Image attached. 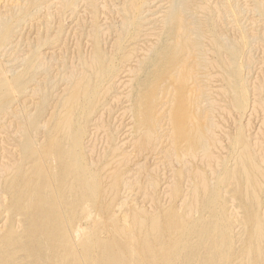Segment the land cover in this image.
<instances>
[{
  "label": "rangeland",
  "instance_id": "obj_1",
  "mask_svg": "<svg viewBox=\"0 0 264 264\" xmlns=\"http://www.w3.org/2000/svg\"><path fill=\"white\" fill-rule=\"evenodd\" d=\"M177 14L183 25L190 24L183 39L186 41L190 36L191 40L187 41L192 48L201 49V54L199 50H186L184 56L187 51V55L195 53L191 57L186 55L188 58L181 57L202 59L204 65L201 61L194 62L195 68L201 71L194 70L191 59L187 62L181 58L187 62L181 67L182 72L185 64L193 67L192 78L183 79L181 86L178 81L171 85L167 78L163 83L158 81L160 86L163 84L162 88L170 85L161 89L164 91L159 90L161 87L157 90L158 100L154 105L157 111L153 109L152 116L156 117V122L154 127L151 125L153 139L147 138L148 144L143 145L140 143H146V130L150 125L139 124L134 95L139 90V79L153 71L152 58L160 45L172 44L169 29ZM185 17L188 18L182 19ZM0 42V235L11 224L15 230L22 229L21 216L15 215L14 219L8 210L12 200L9 190L14 182L19 184L30 175L32 166L37 163V154L44 152L48 144L47 137L55 133L57 119L67 111V100L71 94L83 90L87 96L82 94L84 109L77 113L80 116L77 117L78 129L81 127L77 150L82 153V163L91 171L89 177H96L97 184L103 181L95 193L99 196L98 205L88 203L75 227L94 232L98 228H112L116 220L126 227L132 212L137 211L144 215L149 230L147 239L139 236L136 242L143 245L147 240L160 245L162 242H157L160 239H156L152 226L153 219L164 218L161 226L165 227L166 216L175 212L185 223L197 226L208 222L217 208L220 226H229L232 252H237L247 239L246 208L241 205L247 202L246 205H251V186L257 196L252 202L254 206L258 202L256 207L261 210L255 207L257 215L264 219V0H0ZM231 67L234 74L230 73ZM237 73L241 76L239 80ZM2 83L8 87L4 89ZM134 85L138 89H134ZM180 94L186 100L185 105L178 103ZM186 111L201 117L204 127L208 125L203 127L206 131L203 130L202 148L199 146L193 152L177 133L176 137L174 135L177 132L174 113L185 114ZM235 139H243V142L236 143ZM244 149L247 153L249 150L252 157L251 165H255L252 178L255 175L253 179L257 181L256 185L249 183L247 190L243 186L245 182L242 184L236 178ZM28 150L30 153L25 152ZM229 169H232L230 173ZM238 187L243 191L238 194L243 197H237ZM211 197L214 201L218 199L213 202ZM211 203L217 206L214 208ZM100 205L103 213L97 210ZM109 230L102 231V239L109 238ZM167 234L161 241L168 240L169 232Z\"/></svg>",
  "mask_w": 264,
  "mask_h": 264
},
{
  "label": "bare ground",
  "instance_id": "obj_2",
  "mask_svg": "<svg viewBox=\"0 0 264 264\" xmlns=\"http://www.w3.org/2000/svg\"><path fill=\"white\" fill-rule=\"evenodd\" d=\"M28 2H29V0H28ZM174 9H176V8H174ZM177 12H178V9H177ZM180 14H177L176 18H174V21L172 20L173 23H172L171 29H169V32H171V36H170V34H168V36H170L171 39L170 38L169 39L172 41V44H170L168 46H164L165 44L162 42V45L163 44L164 45L162 47L160 45V48L157 51V55L156 56L153 55V56H155V58H152V60L154 59V61H152V62H154L153 71H151L152 70L151 65L148 64L151 68V70H150L151 72H149V73L146 72L144 74L145 76L141 77L140 79L137 78V79H139V83H138L139 90H136L137 93H136V95H134L135 103L133 101L132 104L133 103L135 104L136 114L138 113V115H139L138 116L139 117L138 120H140L139 124H144V122H145L148 125H150V128H148V126L146 125L147 126L146 134L147 135L145 136V133H144L145 142L150 137H152L151 135H153V134H151V132L153 131V129L151 131V125H153L154 122H156V121H154L155 120L154 118H156V117H152V116H154L153 109L155 108L154 105H155L156 100H158L157 90L159 89V87H161L163 85V84H161V86H160L158 81L161 80L163 83V82H165L163 79L167 78V80L168 79L171 80L170 82L168 80V83H171V85L173 84L174 81H178L179 86H181L183 79L184 80L190 79V78H192V75H193L192 74L193 73V70H192L193 67L191 69L190 64H187V65L185 64L184 68L185 67L186 68H185V70L183 69V72H182L181 67L186 62L185 60H187L184 57H187L190 55V54L187 55L188 51H191V50H194V51L199 50L198 52L201 51L200 48L199 49H193L192 48V46H191L192 44L189 43V41H187L190 39L189 38L190 36L187 38L186 41L183 39L185 36V34H183V33L187 30L186 27H188L190 24L188 26L183 25L181 23L180 19L178 18L179 17L178 15H180ZM187 18L185 17L182 19L186 20ZM190 22H192V21H190ZM194 22H196V21H193V23ZM170 23H169V25H171ZM197 28H198V26H197ZM167 31H168V29H167ZM194 32L192 31V33H194ZM192 33H191V35H192ZM168 36H166V38ZM166 38H164V40ZM200 38L201 37H199V39ZM194 39H195L194 41H196V39L198 40V38H194ZM180 40H182V41H180ZM192 40H193V38H192ZM166 42L168 43L167 40H166ZM200 45H201V43H200ZM186 50H188L187 54H186L187 56L186 55L184 56V54L186 53ZM182 52H184V53L182 54ZM193 53H195V52H192V55H190V57L193 56ZM236 53H237V51H236ZM154 54H156V53H154ZM179 54H180V57H179ZM200 54H201V52H200ZM232 54H234V53L232 52ZM182 55L184 57H181ZM200 56H202V55H200ZM237 56H238V54H237ZM202 57H200V58H202ZM181 58H184L185 60L181 59ZM147 59H146V61H147L146 63H149L148 60H150V59H148V60ZM190 59L187 60V62L188 61L191 62V60L193 58L191 60ZM234 59H236V58H234ZM195 60L196 61L192 60L193 65H194V62L198 63L197 61H199V60H197V58H195ZM200 61H199V63H200ZM220 62L222 63V61H220ZM237 62L236 63L234 62V63L237 64ZM146 63L144 62V64H146ZM196 63H195V65H196ZM239 63H240V60H239ZM195 65H194V70L199 69L201 71V68L196 69ZM198 65H200V64H198ZM201 65H204V63H202V61H201ZM235 67H237V65ZM225 68H227V67H225ZM143 70L142 71L145 72V68ZM191 70H192V72H191ZM184 71H186V72H184ZM233 72L234 71H232V67H231L230 73L234 74ZM203 73H204V71H203ZM230 73H229V75H231ZM225 74L227 75V73H225ZM99 75H101V74H99ZM140 76H141V73H140L139 77ZM237 76H238L237 80H239V77H241V76L239 74ZM96 78H98L97 75H96ZM235 78H237V77H235ZM4 80H7V79H4ZM91 81L92 80H90V82ZM193 81H194V78H193ZM84 82H85V80H84ZM234 82H235V79H234ZM5 83H6V81H5ZM7 83H8V81H7ZM95 83H97V82H95ZM175 83H177V82H175ZM197 83H199V82H197ZM235 83H238V82H235ZM2 84H3L2 86L4 87V89L8 87V86L7 87L4 86V83H2ZM154 84H156L155 87L153 86ZM78 85H80V84H78ZM166 85L167 84H165V86ZM168 85H170V84H168ZM168 85L166 87H168ZM227 85H228V83H227ZM81 86H82V84H81ZM77 87L78 86H75L74 88H77ZM87 87H89V84H87ZM87 87H85V88H87ZM164 87L163 88L161 87L159 90L164 91V90H161V89H164ZM166 87H165V89H166ZM176 87H178V85ZM228 87H229V85H228ZM231 87H232V84H231L230 88ZM135 88H137V86L134 85V89ZM170 88H172V87H170ZM9 89H10V87H9ZM73 89H72V91H73ZM89 89H91V88H89ZM89 89H88V91H89ZM195 89H196V85H195ZM238 89H239V85H238ZM80 90H81V88H80ZM131 91H132V89H131ZM138 91H140V93ZM169 91H170V89H169ZM85 92L86 91L83 90L80 93L75 92L74 94H71L72 96H70V98L67 100V103L65 105V107L67 106L66 107L67 108L66 113L64 115L62 114L63 117L61 116V118L57 119V121L53 120V122L56 121L55 129H54L55 133L54 134L52 133L53 135L50 138L47 137L49 139V141H48V144L46 146H44L45 147L43 149L44 152L40 151L42 153H39L37 151L39 153V155L37 154L38 160H37V163L35 164V166H32V169L30 170L31 171L30 175L27 176V178H24L23 180H21L20 182L18 181L19 184H14L15 183L14 181H16L18 179H15L13 181L14 182L12 185L13 188H10V190H9L11 197H12V200H10L11 204H9V206H7L8 205V203H7L6 206L8 207L10 214H12V216H14V219L16 216H21L22 229L21 230H15L12 227V224L9 223V224H11L9 226V228L5 229L6 232H4L3 234L0 235V264H264V222H263L264 219L262 220L261 216L259 217L257 215L258 211H256V210L258 209L259 206L256 207V205H259L258 202H256L257 204L255 206H254L255 203L252 202V200L255 201L256 197H257L256 191L251 186V184L256 185V183H255L256 179H253V178H255L254 177L255 175L252 178V171H253L252 167H255V165L254 164H253L254 166L251 165L253 160H251L252 157L251 158L249 157V154H248L249 150L247 153L246 149H244L245 151L243 152V155H241L242 161L241 162L239 161V162L242 165L240 164L241 168L237 167L238 171H237L236 178H237V181H239V180H240V182L242 181V184H243V181L245 182L244 183L245 185L243 184V186L246 187L245 190H247L249 183H251L250 186L252 188V191L249 192V195L251 194L250 195L251 205H246L248 202L246 204H244V206L241 205V207L246 208L244 210H246L245 216L247 215L246 216V227H245L247 239L245 241L246 243L244 242L243 246H242V244H240L242 246V248L239 247L240 248L239 249L238 247H236L237 249H239V250H237V252L235 250L232 252L231 240H233V238L231 239L232 235L230 236V231L228 229L229 226H224V227L220 226V223H219L220 216L218 214L219 209L217 212V210H216L217 208L214 209L216 212L213 213L212 216H210V220L208 222H201V223L197 222L199 224L197 226L195 225L196 227L191 226L190 225L191 223L190 224L185 223L182 220V218H179L178 216L174 215L175 212L173 214H171L172 212L171 213L169 212L170 214H168L166 216L167 218H165V220H166L165 227L161 226V224L163 225V223H161V221H163L164 218L162 220L160 217L153 219L152 220V226L156 230V239H160V240H157V242H159V241L162 242V244H160V245L159 244L153 245L151 243V241H147V240L144 241L143 245H140L141 242L140 243L136 242V239L139 236H145V239H147L148 236L146 233H147V230H149V228L146 229L147 225L144 223L145 222L144 215H141L137 211L132 212L131 218L129 219L130 221H128V222H130V224L126 227L119 224L118 220L113 221V227L112 228H110V227L98 228L94 232H88V231L84 232L83 230H80L77 227H75L78 224L77 222H78V219L80 218L79 216H81L80 213L84 211V208L88 203H91L92 206H94V207H96L98 205L99 202L98 203H96V202L98 200L97 197H99V196H98V194L95 195V193H97L96 192L97 186L103 181L101 179L102 181L99 180L100 183L97 184L95 181L96 177L94 179L89 177V175L91 174V171L87 165L82 163V162H84V161H82V157H83L81 155L82 153H80L81 151L79 152L77 150V147L79 146V142H80V137H81L80 136L81 131L79 133V129L81 127L78 129L79 118L77 121V117H80V116H77V113H78L79 109H81V108H82V110L84 109L83 104L81 103V101H83L81 96H83V98H84V95H82V94H85L87 96V94ZM90 92L91 91H89L88 95L90 94ZM241 93H244V92H241ZM131 94H132V92H131ZM131 94H130V96H131ZM91 95H93V94H91ZM168 95H170V94H168ZM96 96H98V95H95V97ZM243 97H244V95H243ZM127 98H128V96H127ZM165 98H166V96H165ZM196 99H197V96H196ZM1 100H3V99H1ZM131 100H133V99H131ZM177 100H178V103H180V104H183V105L186 104V100L182 94H180L178 96ZM237 100H238V98H237ZM91 101H94V100H91ZM239 101L240 100H238V102H237L238 104H239ZM132 104H131V106H132ZM239 106H241V102H240ZM85 111L86 110H84V114H85ZM154 111H155V109H154ZM156 111H155V113H156ZM134 112H133V114H134ZM78 115H79V113H78ZM133 116L135 118L136 115H133ZM174 117H175L174 123L176 124L175 125L176 128L174 127V129H177V132H175L176 130L174 131L175 137H176V133H177L178 134L177 136L180 139H182L184 142H186L188 148L191 149L192 152L195 151L196 149L202 148V146H200V143L203 139V136L205 137V135L203 134V130L208 125L206 124L207 126L204 127L205 124L204 125L201 124V121H200L201 117L195 116L192 113V111H186L185 114L174 113ZM57 118H59V117H57ZM174 119H172V120L174 121ZM136 120H137V117H136ZM170 120H171V118H170ZM51 126H52V124H51ZM139 126H141V125H139ZM142 126H144V125H142ZM153 127H154V125H153ZM138 130H140V132L142 131L141 129H138ZM204 131H206V129ZM50 133H51V131H50ZM141 133H143V132H141ZM153 133H155V131ZM207 135H208V133H207ZM238 137H239V135H238ZM239 138L241 139V136ZM239 138H237V139H239ZM151 139H153V137ZM149 140H148V142H149ZM177 140H179V139H177ZM155 141H156V139H155ZM203 141L205 142V140H203ZM234 141H236V139ZM241 141L237 140L236 143L241 142ZM140 142H142V140ZM183 143H182V146H183ZM140 144H143V145L146 144L147 145L148 143L146 142V143H140ZM177 145L178 144H176V146ZM243 145L244 144H242V146ZM140 146L141 145H139V147ZM80 147L82 148L81 145H80ZM179 147H181V146L178 145V148ZM203 147L205 148V146H203ZM178 148H176V149H178ZM38 150H42V149H38ZM242 151L243 150H241L240 152L242 153ZM25 152L27 153V152H29V150L25 151ZM241 153H239V155ZM27 156H28V154H27ZM25 157H26V155H25ZM32 158L34 159L35 156ZM32 158H30V159H32ZM235 159H236V157H235ZM241 159L239 158V160H241ZM128 160H129V158H128ZM246 160L251 161V163L246 162ZM23 161H26V160H23ZM35 161H36V159H35ZM30 162L32 163V160ZM23 163H21V164H23ZM234 163L236 164L235 161H234ZM227 166H225V167H227ZM237 166H239V165H237ZM15 167H17V166H15ZM92 167H94V166H92ZM29 168H30V166H29ZM29 168H27V169H29ZM234 168H236V167H234ZM27 169H25V170H27ZM94 169H95V167H94ZM33 170H34V173H33ZM231 170L229 171V173L231 172ZM27 174H29V173H27ZM33 174H34V178H33ZM21 175H22V173H21ZM97 176H98V174H97ZM92 177H93V175H92ZM11 178H12V176H11ZM11 178H10V180H11ZM117 180H119V179H117ZM7 183H8V181H7ZM110 186H111V184H110ZM238 186H239V184H238ZM105 187H106V185H105ZM240 187H238L239 191L237 192V197H238V195L240 197L244 196V195L241 196L240 194H238V193L243 194V191L240 190ZM257 187H258V185H257ZM102 189L103 188H101V190ZM112 192H114V191L111 190V193ZM101 193H102V191H101ZM103 194H104V192H103ZM100 196H101V194H100ZM114 196H116V195H114ZM109 197H111V196H109ZM109 197L107 198L108 200H109ZM210 199L213 200L212 197ZM104 200H106V198ZM111 200L113 201V199H111ZM216 200L215 201L213 200V202H216ZM247 200H245V201H247ZM106 202H107V200H106ZM112 203H114V202H112ZM213 204L214 203H211V205H213ZM109 205H110V203H109ZM202 206H203V204H202ZM215 206H217V204ZM215 206L213 205L214 208H215ZM204 207H205V205L203 206V208ZM101 208H102V206L100 205V207H98L97 210L99 209V210H101L100 213H103L102 212L103 208L102 209ZM201 208L202 207H200L199 209L201 210ZM211 208H209V209H211ZM4 209L7 210V208H4ZM205 209H207V206ZM212 210H210V211H212ZM171 211H173V210H171ZM207 211H209V210H207ZM259 211L261 212V210H259ZM108 216H110V214ZM10 218H11V216H10ZM14 219H12V220H14ZM12 220L10 219V221H12ZM12 222H14V221H12ZM197 223H195V224H197ZM135 225H136V229H134ZM109 228H110V230H109ZM81 229H83V228H81ZM105 229L109 230V232H110V234H109L110 236L108 239H102V237H101V233ZM168 232H169V236H170V237L166 238L168 240L170 239L169 241L167 240L168 243H167V241H164V242L161 241V240H163L162 238L165 234L168 235L167 234ZM106 233H107V231H106ZM187 236H189V237H187ZM184 237H186V240L183 239ZM235 242L236 241L234 240L233 243H235ZM235 246H233V247H235Z\"/></svg>",
  "mask_w": 264,
  "mask_h": 264
}]
</instances>
